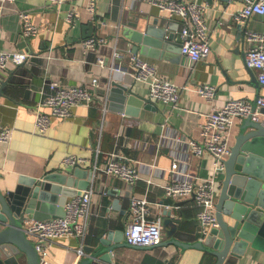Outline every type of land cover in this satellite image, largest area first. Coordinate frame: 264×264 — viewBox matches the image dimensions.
I'll return each mask as SVG.
<instances>
[{"label":"crops","instance_id":"crops-1","mask_svg":"<svg viewBox=\"0 0 264 264\" xmlns=\"http://www.w3.org/2000/svg\"><path fill=\"white\" fill-rule=\"evenodd\" d=\"M194 1V0H184ZM207 4L206 18L211 26L212 50L209 56L190 68L189 61L178 50L177 59L163 55L153 56L137 52L157 67L162 77L174 80L181 88V98L174 109L161 101H151L129 113L121 101L122 88L114 81L134 85V89L148 97L147 83L135 81L132 73L112 72L113 52L118 49L128 55L133 44L123 34V27L131 21L142 25L164 27L181 41L182 24L179 17L163 11L151 0H12L0 7V47L31 49L37 54L30 62L9 64L7 83L0 85V127L11 126L14 134L9 144L0 145V180L4 189L13 188L20 174L42 177L61 168L66 155L84 156L85 168L105 164L110 152H120L125 160L142 171L140 178L130 186L124 179L100 172L95 173L93 185V210L84 246H99L98 236L112 235L115 243L111 262L101 259L100 264H215L216 257L205 248L181 246L168 241L172 237L193 242L201 238L203 229L197 217L198 206L193 197L177 201L168 197L164 184L169 172L151 166L168 168L172 158L168 147H158L157 140L168 127L180 130L183 136L202 138L201 125L213 107H221L230 98L256 99L264 94L258 70L246 61L249 47L245 30L239 27L234 14L244 8L248 0H197ZM94 4V9L91 5ZM76 7L80 13L79 24L73 26L66 14ZM29 10L39 31L31 38L23 35L19 16ZM221 20V22H219ZM247 30L264 31V14H253L247 22ZM245 25V23H243ZM102 35L107 42L98 50L87 49L81 40ZM105 57V64L98 63ZM94 76L100 86H92ZM72 85L89 86L96 93L91 105L74 108L71 117H53L46 134L35 131L37 108L54 92L52 79ZM202 84L216 86L213 100L203 96ZM108 99V108L104 109ZM49 111V107L43 106ZM242 122L235 124L231 143L235 142ZM121 134H118L119 132ZM214 158L209 152L195 156L192 168L203 176H209ZM152 177V183L148 178ZM106 191L104 192V190ZM220 192V187H219ZM147 196L151 203L149 217L163 225V240L153 246L129 244L125 231L131 216V194ZM219 194V193H218ZM179 202V206L176 205ZM172 210L180 230L168 234L170 224L165 223ZM123 230V231H122ZM82 240L76 236L61 237L51 248V258L56 264H81L86 257L79 255ZM264 264V251L249 247L242 257L230 256L225 264Z\"/></svg>","mask_w":264,"mask_h":264},{"label":"built area","instance_id":"built-area-1","mask_svg":"<svg viewBox=\"0 0 264 264\" xmlns=\"http://www.w3.org/2000/svg\"><path fill=\"white\" fill-rule=\"evenodd\" d=\"M12 0H0V7ZM163 11H169L179 17L182 24L181 53L189 61L190 68L206 59L212 50L211 26L206 18L207 4L204 2L184 0H151ZM94 9V4L91 5ZM253 14H264V0H248L246 6L234 14L236 20L248 24ZM23 24V35L31 38L39 31L38 26L31 18L29 10L19 12ZM68 21L73 26L79 24L80 13L72 7L66 14ZM221 22V20H219ZM245 39L249 44L246 50L247 64L258 70L260 82L264 84V31L245 30ZM107 42L102 35H92L81 40L87 49L98 50ZM37 53L31 49H9L0 47V85L10 75L9 64L20 65L30 62ZM105 57H100L98 63L105 64ZM130 64L134 68L135 81L147 83L150 98L170 105L173 109L178 106L181 98V88L172 79L162 77L156 66L145 60L136 52L128 55L118 49L113 52L112 72L132 73ZM99 77L94 76L92 86H100ZM50 85L54 92L49 94L37 108L35 131L46 134L52 124L53 117L67 118L74 113V108L79 105H91L96 99V93L89 86L72 85L52 79ZM200 93L213 100L216 86L202 84ZM1 102V99H0ZM108 99L105 100L104 109L108 108ZM43 106L49 107V111ZM251 116L255 120L264 122V94L256 99L230 98L221 107H213L206 114V120L201 125L202 138L183 136L178 128L168 127L158 138V147H168L172 158L168 168L159 167L155 163L151 166L169 172V179L164 184L166 195L177 201L181 198L193 197L198 206L197 217L202 225L203 232L211 227L218 226L216 205L220 181L225 169V159L231 153V135L235 124ZM120 131L118 134H121ZM14 128L11 126L0 127V145L9 144L13 138ZM209 152L214 158V167L209 176H203L192 168L195 156H202ZM84 156L74 154L66 155L62 160L61 168L74 167L76 164L87 163ZM95 173L100 172L115 175L134 185L142 178V171L125 160L120 152H110V158L105 164L95 163L92 166ZM94 180V178L92 179ZM153 178H148L152 183ZM106 189L104 190V192ZM94 187L91 185L83 189L82 193L69 197L64 205L65 213L50 218H26L25 231L35 242L40 255V264H56L51 258V248L61 237L76 236L82 240L79 255L90 253L84 250V240L89 229V219L93 210ZM151 201L147 196L131 194V216L125 230L127 242L135 245L153 246L163 240V225L159 220L149 217L151 214ZM101 258L95 257L90 264H100ZM240 264V263H237Z\"/></svg>","mask_w":264,"mask_h":264},{"label":"water","instance_id":"water-1","mask_svg":"<svg viewBox=\"0 0 264 264\" xmlns=\"http://www.w3.org/2000/svg\"><path fill=\"white\" fill-rule=\"evenodd\" d=\"M155 24L147 26L131 21L123 27V34L135 43L133 52L178 60L173 50L178 48L181 52L182 42L175 39L173 32L167 33L163 26ZM239 27L246 29L247 24L239 23ZM113 85L122 88L120 99L129 113H137L152 101L136 91L134 85L117 81ZM4 176L0 171V180ZM93 178L92 168L76 164L42 177L20 174L13 188L4 189L0 184V264H40L35 242L25 231V219L63 215L69 197L82 193ZM216 207L218 226L203 232L193 242L178 237L168 241L184 247L205 248L216 257L215 264H225L230 256L242 257L249 247L264 251V122L251 116L242 121L231 153L225 159ZM168 214L165 221L171 226L168 234L174 235L180 230V224L171 215L172 210ZM111 236H98L99 246L85 245L84 250L90 254L81 264H90L95 257L111 262L114 249L122 243L120 239L114 243Z\"/></svg>","mask_w":264,"mask_h":264}]
</instances>
